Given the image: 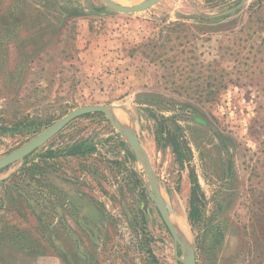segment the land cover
<instances>
[{"label":"rangeland","instance_id":"374dc122","mask_svg":"<svg viewBox=\"0 0 264 264\" xmlns=\"http://www.w3.org/2000/svg\"><path fill=\"white\" fill-rule=\"evenodd\" d=\"M242 1L0 0V159L116 105L197 264H264V0ZM0 264H182L104 113L0 171Z\"/></svg>","mask_w":264,"mask_h":264},{"label":"water","instance_id":"95a60500","mask_svg":"<svg viewBox=\"0 0 264 264\" xmlns=\"http://www.w3.org/2000/svg\"><path fill=\"white\" fill-rule=\"evenodd\" d=\"M109 8L119 13H139L149 8L157 5L162 0H145L141 3L135 5H124L116 3L113 0H102ZM247 0H243L241 5L244 4ZM233 11V10H232ZM183 19L193 18L189 16H181ZM118 108L116 105H88L79 107L60 120L56 121L40 135L29 141L23 147H20L16 151L10 153L9 155L0 159V171L10 167L11 165L22 161L31 153L36 151L38 148L46 144L50 139L56 136L62 129H64L69 123L75 119L92 114V113H104L113 127L123 135L129 142L132 147V150L137 158V160L142 164L144 171L148 178V192L151 196V199L154 201L164 223L166 224L171 236L174 240V250L177 259L182 264H197L196 253L193 247L189 246L185 239L183 240L177 231L176 227L171 221L170 218V209L164 200L160 186L158 184L157 178L153 172V169L150 165V161L145 149L142 147L138 136L132 132L124 129L117 119L114 117L112 110ZM181 249L182 257L177 255L178 250Z\"/></svg>","mask_w":264,"mask_h":264},{"label":"trees","instance_id":"16d2710c","mask_svg":"<svg viewBox=\"0 0 264 264\" xmlns=\"http://www.w3.org/2000/svg\"><path fill=\"white\" fill-rule=\"evenodd\" d=\"M81 152V150H79V149H74L73 151H72V154L73 155H76V154H79ZM195 192H194V196H195ZM190 216L192 217V218H195V219H197L198 217H199V214H198V207H197V205H195V203H193L192 202V211H191V213H190Z\"/></svg>","mask_w":264,"mask_h":264},{"label":"bare ground","instance_id":"6f19581e","mask_svg":"<svg viewBox=\"0 0 264 264\" xmlns=\"http://www.w3.org/2000/svg\"><path fill=\"white\" fill-rule=\"evenodd\" d=\"M114 117L117 119V117L114 115ZM117 121H118V119H117ZM119 122V121H118ZM123 123V122H122ZM121 125V124H120ZM182 235V234H181ZM183 236V235H182Z\"/></svg>","mask_w":264,"mask_h":264}]
</instances>
